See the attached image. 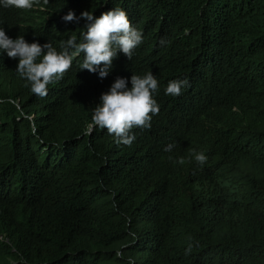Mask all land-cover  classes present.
Returning a JSON list of instances; mask_svg holds the SVG:
<instances>
[{"label": "trees", "instance_id": "trees-1", "mask_svg": "<svg viewBox=\"0 0 264 264\" xmlns=\"http://www.w3.org/2000/svg\"><path fill=\"white\" fill-rule=\"evenodd\" d=\"M114 8L145 40L101 86L78 57L41 98L0 51V264H264V0H39L0 28L61 51L88 23L69 10ZM148 72L189 86L154 94L131 146L92 131L117 77Z\"/></svg>", "mask_w": 264, "mask_h": 264}, {"label": "clouds", "instance_id": "clouds-1", "mask_svg": "<svg viewBox=\"0 0 264 264\" xmlns=\"http://www.w3.org/2000/svg\"><path fill=\"white\" fill-rule=\"evenodd\" d=\"M48 0H44L47 3ZM39 0H0L3 8L15 7L31 10ZM84 19L88 23L81 32L79 42L75 35L61 42L58 51L52 42L41 45L39 42L28 43L24 36L11 39L0 28V51L6 52L11 59H18V75L27 81L32 93L43 98L48 94V86L63 79L71 70L73 61L80 57V69L102 81L113 72V66L120 59L129 61L145 40L144 32L138 26L131 24L127 13L121 8L104 12L96 18L93 12L84 11L77 18L74 11L69 10L63 17L65 22H79ZM42 57V59H41ZM131 81V89L127 85ZM189 86L188 80L173 79L162 82L153 72L128 75L126 79L117 77L110 90L100 97L101 103L92 109V124L94 127L106 129L114 136L117 145L131 146L136 137L134 128H151L153 116L160 113V106L154 98L159 90L170 96H180L182 90ZM174 145L169 144L165 151H171ZM193 155L198 164L203 166L207 157L203 152ZM184 164V159L178 160ZM190 250V249H189ZM117 256H122L117 253ZM128 264H134L129 259Z\"/></svg>", "mask_w": 264, "mask_h": 264}]
</instances>
